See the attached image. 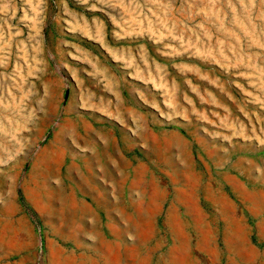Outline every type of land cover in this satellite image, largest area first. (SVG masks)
<instances>
[{"label":"rangeland","instance_id":"374dc122","mask_svg":"<svg viewBox=\"0 0 264 264\" xmlns=\"http://www.w3.org/2000/svg\"><path fill=\"white\" fill-rule=\"evenodd\" d=\"M0 264H264V0H0Z\"/></svg>","mask_w":264,"mask_h":264},{"label":"crops","instance_id":"0c3cea01","mask_svg":"<svg viewBox=\"0 0 264 264\" xmlns=\"http://www.w3.org/2000/svg\"><path fill=\"white\" fill-rule=\"evenodd\" d=\"M95 177L99 180V185L106 181L105 177L100 174H95ZM74 187L72 199L68 204V210L73 219L72 227L78 233L77 235L69 236V239L76 241V238L83 233V236L89 241L91 238L89 228L100 218L101 208L91 201L92 194H98V191L92 189L87 182H83L82 187L78 184Z\"/></svg>","mask_w":264,"mask_h":264}]
</instances>
